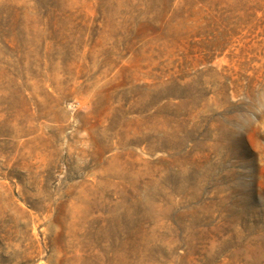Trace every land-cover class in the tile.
I'll use <instances>...</instances> for the list:
<instances>
[{"label":"rangeland","instance_id":"rangeland-1","mask_svg":"<svg viewBox=\"0 0 264 264\" xmlns=\"http://www.w3.org/2000/svg\"><path fill=\"white\" fill-rule=\"evenodd\" d=\"M0 264H264V0H0Z\"/></svg>","mask_w":264,"mask_h":264}]
</instances>
